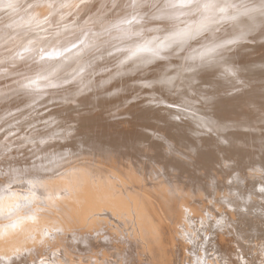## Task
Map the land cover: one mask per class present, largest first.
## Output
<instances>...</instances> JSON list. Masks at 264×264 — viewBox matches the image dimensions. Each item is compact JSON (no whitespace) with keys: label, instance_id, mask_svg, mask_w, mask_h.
Returning a JSON list of instances; mask_svg holds the SVG:
<instances>
[{"label":"bare ground","instance_id":"1","mask_svg":"<svg viewBox=\"0 0 264 264\" xmlns=\"http://www.w3.org/2000/svg\"><path fill=\"white\" fill-rule=\"evenodd\" d=\"M263 93L264 0H0V264H56L43 240L25 244L33 208L56 202L84 223L63 229L78 262L170 264L179 245L186 264H228L218 232L239 225L264 264ZM76 120L89 133L59 131ZM68 155L84 159L64 172ZM195 219L209 225L197 236Z\"/></svg>","mask_w":264,"mask_h":264},{"label":"rangeland","instance_id":"2","mask_svg":"<svg viewBox=\"0 0 264 264\" xmlns=\"http://www.w3.org/2000/svg\"><path fill=\"white\" fill-rule=\"evenodd\" d=\"M102 45V44H101ZM102 46H104V45H102ZM100 48V47H99ZM252 80H253V78L252 77H250V76H245V77H233V78H230V79H228L227 80V82H229V83H226L225 85H223V87L222 88H225L224 89V91H226V92H231L234 88V86L236 85V84H238V83H240V82H242V81H248V82H252ZM246 89V88H245ZM236 90V89H235ZM234 90V91H235ZM247 92L248 91H244L243 93H241L242 95H244L245 96V93L247 94ZM262 95V94H261ZM263 95H264V93H263ZM239 96H241V95H239ZM258 96H259V94H258ZM201 102V101H200ZM247 105V104H246ZM78 122H79V125H74V124H78ZM112 124H117V123H115L114 121L113 122H111ZM68 124V123H67ZM67 124L64 126V124H62V125H57L59 128V131L61 130V129H65L64 127H71L72 125V128H74L73 130L75 131V129H77L75 132H77V133H79V134H84V135H86L87 133H89L88 131H87V133H85V129H89V127H83V129H81L80 130V132H79V129L78 128H82V126H80L81 124H80V121L79 120H76L75 122L74 121H72L71 123H69L68 125L69 126H67ZM72 124V125H71ZM56 126V127H57ZM62 126H63V128H62ZM80 126V127H79ZM104 126V125H103ZM102 126V127H103ZM78 127V128H77ZM85 128V129H84ZM99 128H101V127H99ZM63 130H61V132H63L64 134L66 133V132H64ZM90 130V129H89ZM63 133H58V137L56 136V137H54V140H56L57 141V139L59 140V141H62L63 140V138L65 137V139L63 140L64 141V144H65V142L68 140V139H66V136H63ZM62 135V136H61ZM61 136V138L62 139H60L59 137ZM54 140H52V143L54 144ZM66 140V141H65ZM55 141V142H56ZM59 141H57L58 143H55L54 145L50 142V144L51 145H53V146H57V147H55V148H57L58 149V147L60 148L59 150H55L56 152H60V151H62L61 150V148L63 147V150L65 149V148H68V147H65L66 145H68V144H70L71 142H69V140H68V143L66 142V144H65V146H64V144H63V146L61 145L62 143H63V141H62V143L60 144V145H58L59 144ZM41 145V144H40ZM39 145V146H40ZM115 145V144H114ZM70 146V145H69ZM161 146V145H160ZM76 148V147H75ZM69 149H71V150H76V149H74V147H69ZM158 149V150H157ZM156 150H157V152L156 153H159V154H156V155H158V157L160 158V161L161 160H163V162H164V164L165 165H169L170 167L172 166V162H170L169 161V157L167 156V155H165V151H163V149H161V148H157ZM160 149H161V151H160ZM164 153V154H163ZM58 154V153H57ZM57 154H56V156H57ZM55 156V158H58V157H56ZM71 156V157H70ZM165 156H167V157H165ZM60 157V156H59ZM68 158L69 159H67V160H72V162L71 163H69L70 165L71 164H74L73 165V167L74 166H76L77 164H78V162L77 161H79V160H82V159H84V158H82L81 159V157H80V159L78 158V157H76L77 159H79V160H77L76 161V159H72L73 158V156L72 155H68ZM75 158V157H74ZM93 158V157H92ZM87 159V158H86ZM166 159V160H165ZM26 159H24V162L26 163V161H25ZM75 160V161H74ZM171 160V159H170ZM29 161V160H28ZM253 161H255V160H253ZM253 161H251V162H253ZM23 162V163H24ZM81 162V161H80ZM200 162H202V161H200ZM68 163H67V166L66 167H64L65 168V170H64V168L62 169V170H64V172L65 171H69V169H71V168H73L72 167V165H71V167L68 165ZM82 163V162H81ZM27 164V163H26ZM26 164H25V167H26ZM28 164H30L29 162H28ZM27 164V165H28ZM80 164V163H79ZM21 165L22 166H24L22 163H21ZM162 165V164H161ZM163 166V165H162ZM168 166V167H169ZM70 167V168H69ZM24 168V167H23ZM67 168V169H66ZM251 168H249V169H247L246 171L247 172H250L251 170L253 171V169H251ZM40 170V169H39ZM37 171V170H36ZM251 171V172H252ZM49 172L50 171H48L47 173L49 174ZM61 172H63V171H60V172H57V174L55 175H53V176H59V175H61L62 173ZM63 172V173H64ZM46 172H45V177L46 178H50V177H52V175L51 176H46V174H47ZM33 175V174H32ZM29 178V177H28ZM31 178V177H30ZM10 179V180H9ZM7 178V180H5V181H16V180H18V178L16 177V179H11V178ZM247 193V191L245 192V194ZM34 194V193H33ZM29 196H31V198L29 197V198H27V199H32V194H30ZM27 199H24V204L22 203V206L23 207H25L27 210H28V212H26V214H24V216H25V219H26V215H27V221L30 219L29 217H31L32 216V214L34 215V218L32 217V219H30L29 221H34L35 220V224L34 225H37V230L35 231V234H34V236H32V238L31 239H34V240H31V239H29V241L28 242H25V244H34L35 243V241H36V239H37V241H36V243L39 241V242H42V240L44 241V243H43V246H42V251H45V249H46V253L45 254H51L50 255V257H51V262H55L56 264H57V262L59 263V264H62L63 262V264H66L67 262V264H69V261H70V264H71V261H72V263L74 262V264H81V262L83 261H85V259H86V263H83V264H92V261H93V264L95 263V260H96V263L95 264H101L102 262H103V260L104 259H106L107 260V262H106V260H104L105 262H103V264L105 263V264H111V261L113 260H109L108 259V257H104V255H102V260H101V258H99L98 259V257L97 256H95L93 253H95L94 251H90V253H88V255L87 254H85L84 256H85V258H84V260H79L80 262H78V259L76 258H74V256L73 255H75V254H71V253H73V252H68V250L67 249H69L68 248V246L67 245H65V244H62L63 242L65 243V242H67V238H69L68 237V232H72V231H70V230H73V229H75V227L76 228H80L81 226H84V223L82 222V220H81V218L80 217H76L72 212H70V210L65 206V204L63 203L62 204V202H56V204H51V206L50 205H47L48 206V208H47V206H45V208L44 207H41V205L39 204V206H37V208H33V209H31V210H33L34 212H31V210H30V212H31V216L28 214V213H30L29 212V209L30 208H32V207H36V206H33V205H38V203H36L33 199L31 200V201H34L33 202V204H32V202L30 201V202H27V201H29V200H27ZM26 203V204H25ZM32 205H31V204ZM58 203V204H57ZM224 204L226 203V205H227V207H228V210H232L233 212H236L238 215H240V218H242V219H244V220H246V216H243V209L241 208L242 206V204L239 202V201H237V200H227V201H225V202H223ZM25 205V206H24ZM27 205H29V206H27ZM30 205L32 206V207H30ZM56 206V207H55ZM65 206V207H64ZM41 207V208H40ZM59 207H63V208H60L59 209ZM50 208H51V210H50ZM36 209V210H35ZM38 209H40L39 211H38ZM64 209H66V210H64ZM47 210V211H46ZM53 210H54V212H53ZM57 210V211H56ZM59 210V211H58ZM62 210V211H61ZM37 211V212H36ZM46 211V212H45ZM41 212H43V214L41 213ZM51 212V213H50ZM59 212V214H56V213H58ZM44 213H47V215H48V217H47V215L46 214H44ZM22 214V213H21ZM38 214V215H37ZM50 214V215H49ZM52 214V215H51ZM72 214V215H71ZM23 215V214H22ZM29 215V216H28ZM44 215V216H43ZM55 215H59L58 217L57 216H55ZM69 215H70V217H69ZM21 216V215H20ZM20 216L17 214L16 216H13V220H17V219H19L20 218ZM24 216H21V219H24ZM38 216V217H37ZM61 216V217H60ZM72 216V217H71ZM74 216V217H73ZM16 219H15V218ZM19 217V218H18ZM60 217V218H59ZM62 217H64V218H62ZM76 217V218H75ZM231 217H232V215L231 214H229V216H228V218L229 219H231ZM48 218V219H47ZM55 218V219H54ZM56 218H58V219H56ZM66 218V219H65ZM71 218H75L74 219V221H73V219L71 220ZM42 219V220H41ZM46 219V220H45ZM49 219H51V220H49ZM78 219V220H77ZM38 220V221H37ZM40 220V221H39ZM57 220V221H56ZM60 220H61V222H60ZM65 220V221H64ZM45 221V222H44ZM50 221V222H49ZM52 221V222H51ZM54 221V222H53ZM63 221V222H62ZM194 221V224H193V226L192 227H189V231H193V235H195V236H197V231H199V230H204V231H207L208 230V227H209V225H207L205 222H201V221H198V220H193ZM44 222V223H43ZM60 222V223H59ZM68 222V223H67ZM74 222H76L77 223V225H79V226H77L76 225V223H74ZM246 222V221H245ZM6 224L7 223H9V221L7 220V222H5ZM47 223V224H46ZM49 223V224H48ZM71 223V224H70ZM81 223H83V224H81ZM64 224V225H63ZM69 224V225H68ZM75 224V225H74ZM206 224V225H205ZM33 225V224H32ZM39 225H41V226H39ZM42 225H44V226H42ZM48 227H51V229L54 231V230H56V228L57 227H59V231H51L50 233H49V231H45L46 230V228H47V226ZM51 225V226H50ZM53 225V226H52ZM58 225V226H57ZM72 225V226H71ZM205 225V226H204ZM39 226V227H38ZM54 226H56V228L54 227ZM62 226V227H61ZM69 226V227H68ZM201 226V227H200ZM36 227V226H35ZM40 227H44V229L45 230H42L43 228H40ZM53 227V228H52ZM71 227H73V228H71ZM224 230L223 231H219L218 233L219 234H222V235H225V236H229L231 239H232V241H231V245H232V248H226L228 251H230L231 250V252L228 254V256L230 257V258H228L227 259V261H228V264H254V262H255V260H257L258 262H260L259 261V257H260V255H261V253L262 252H260V250H259V246H261V244L259 243V246H258V248L256 249L255 248V245H256V240H260L261 238H259V237H257V236H251V231L250 230H239V225L237 226V231L235 230V228L233 227V226H230L228 229H227V226H223L222 227ZM41 229V230H40ZM61 229L63 230V229H66V231L65 230H63V231H61ZM41 232H40V231ZM41 233V237H39L40 235V233ZM43 231H45V232H47V234H45V232H43ZM67 232V233H65V232ZM56 232V233H55ZM59 232V233H58ZM62 234H61V233ZM238 232V233H237ZM37 233H39V234H37ZM45 234V236L46 237H44L43 235ZM52 233H55L56 235H57V237L59 236V240L61 239V243L58 241V239L56 238V237H53L54 239H52V236H56L55 234L53 235ZM63 233H65V235L67 236V238H66V236H64V234ZM43 234V235H42ZM50 234V235H49ZM36 235H39V236H36ZM52 235V236H51ZM61 235V236H60ZM63 235V236H62ZM47 236H49V237H47ZM50 236H51V238H50ZM175 236V235H174ZM178 236V235H177ZM176 236V237H177ZM34 237V238H33ZM39 237V238H38ZM42 237H44V238H42ZM42 238V239H41ZM46 238H48V239H46ZM63 238H65V241H63L64 239ZM180 238V236L179 237H177L176 238V242H177V240L179 241H181V239H179ZM41 241H40V240ZM50 239H51V242H53V244H55L56 245V248H55V245H51V242H49L50 241ZM56 239V240H55ZM46 240V241H45ZM34 241V242H33ZM59 243H58V242ZM261 241H263V239H261L260 240V242ZM32 242V243H31ZM175 242V243H176ZM48 243V244H47ZM32 244V245H33ZM51 245V246H47V248H49L48 250H47V248L45 247L46 245ZM60 246H59V245ZM45 245V246H44ZM58 245V246H57ZM54 246V247H53ZM62 246H67V248L66 247H62ZM175 246H176V244H175ZM51 247V248H50ZM177 247L178 248H180L181 250L179 251V249H177V248H175L174 247V249H173V251H172V256L171 255H169V257H171V258H169V260H171L172 258H174V259H172L171 261H172V264L174 263L173 262V260H175L176 262V264H179V258H180V260L182 261V263L183 264H186V262L187 261H190L191 262V259H192V257L190 258V256H188L190 253H188V251H185V250H182L183 248L182 247H179V245H177ZM60 248V249H59ZM62 248V249H61ZM210 247H208V249H209ZM51 249V250H50ZM53 249V250H52ZM58 249V250H57ZM178 251V252H176V250ZM58 251V252H57ZM65 251H67V253L65 252ZM69 251H72L71 249L69 250ZM181 251H183V252H181ZM222 251H225V250H222ZM48 252V253H47ZM50 252V253H49ZM52 252H54V253H52ZM60 252H61V256H62V253H63V258L62 259H60L61 258V256L58 258V256L56 257V259L57 260H53V259H55V256H56V254L58 255H60ZM185 252L186 253H188L187 255L185 254ZM66 253V254H65ZM69 253V254H68ZM93 255H92V254ZM176 253H178V255L175 254ZM54 254V255H53ZM68 254V255H67ZM90 254V255H89ZM180 254H182V257H181V255ZM185 254V255H184ZM65 255V256H64ZM71 255V257H72V259H71V257H69ZM54 256V257H53ZM91 257V259H90V257ZM95 256V257H94ZM191 256H194V255H191ZM49 257V258H50ZM52 257H53V259H52ZM67 257V258H66ZM89 257V258H88ZM178 257V258H177ZM187 257H189L190 258V260H188L187 259ZM49 258H48V260L46 259H42L43 260V262L45 261V262H47V261H50L49 260ZM94 258H95V260H94ZM97 258V259H96ZM227 258V257H226ZM28 259V260H27ZM30 259L31 258H26L25 260H24V262H26L27 264H30V262L31 261H35V260H33V259H31V261H30ZM60 259V260H59ZM63 259H69L68 261H64ZM71 259V260H70ZM73 259H75L74 261H73ZM90 259V260H89ZM42 260H41V262H42ZM53 260V261H52ZM59 260V261H58ZM62 260V261H61ZM77 260V261H76ZM92 260V261H91ZM183 260H187V261H183ZM27 261H29V262H27ZM91 261V262H90ZM108 261H110V263L108 262ZM171 261H170V264H171ZM178 261V262H177ZM221 261H223V260H220V262ZM23 262V263H24ZM66 262V263H65ZM75 262H77V263H75ZM90 262V263H89ZM100 262V263H99ZM113 262H114V260H113ZM113 262H112V264H113ZM226 262V261H225ZM264 262V261H263ZM22 263V264H23ZM181 262H180V264H182ZM222 264H223V262H221ZM25 264V263H24ZM52 264H54V263H52ZM141 264H151V263H143V262H141ZM187 264H189V263H187ZM226 264V263H225Z\"/></svg>","mask_w":264,"mask_h":264}]
</instances>
